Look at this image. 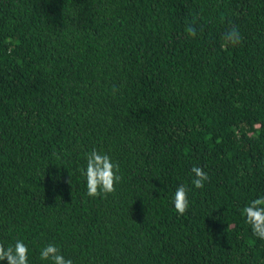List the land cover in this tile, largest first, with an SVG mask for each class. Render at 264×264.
Masks as SVG:
<instances>
[{"label":"trees","instance_id":"16d2710c","mask_svg":"<svg viewBox=\"0 0 264 264\" xmlns=\"http://www.w3.org/2000/svg\"><path fill=\"white\" fill-rule=\"evenodd\" d=\"M93 148L122 176L97 197ZM260 196L264 0H0L5 247L23 240L28 264H52L50 243L73 264H264L242 214Z\"/></svg>","mask_w":264,"mask_h":264},{"label":"clouds","instance_id":"9594fccd","mask_svg":"<svg viewBox=\"0 0 264 264\" xmlns=\"http://www.w3.org/2000/svg\"><path fill=\"white\" fill-rule=\"evenodd\" d=\"M223 19L221 17V21ZM185 32L189 37L197 36L195 17L186 25ZM222 41L223 46L235 47L242 42V36L238 28L233 26L223 34ZM119 167L118 163H114L111 157L101 150L93 148L87 153L86 169L81 170L86 177L87 195L97 197L114 192L117 183L122 180V176L118 174ZM191 172L194 174L193 186L197 189L203 188L209 179L208 174L200 166H193ZM188 192L189 188L184 184L176 188L173 203L180 215H183L189 207ZM242 214L246 217V222L251 225L253 234L264 239V196L253 199L242 209ZM28 251L27 245L20 239H17L14 245L7 247L0 243V261L6 259L7 264H28ZM40 257L42 260L50 259L52 264H73L71 259H66L60 249L51 243L41 250Z\"/></svg>","mask_w":264,"mask_h":264}]
</instances>
